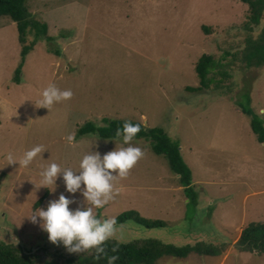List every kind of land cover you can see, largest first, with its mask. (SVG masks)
I'll use <instances>...</instances> for the list:
<instances>
[{
  "label": "rangeland",
  "instance_id": "1",
  "mask_svg": "<svg viewBox=\"0 0 264 264\" xmlns=\"http://www.w3.org/2000/svg\"><path fill=\"white\" fill-rule=\"evenodd\" d=\"M25 7L31 21L25 40L33 48L18 84L16 25L0 17V241L42 259L55 252L81 255L50 243L39 223L27 218L61 194L76 201L70 210L84 206L79 191H65L62 175L55 191L38 189L39 171L53 162L78 171L85 154L98 151L102 157L121 146L117 138L77 136L84 124L103 127L106 118L162 129L179 144L198 196L196 209L188 210L166 158L154 154L148 140L134 139L142 159L126 179L114 182V199L94 212L116 219L135 211L166 226L148 229L129 220L117 224L122 239L112 240L224 246L218 256L192 253L157 264H264V255L235 245L245 226L264 222V146L239 109L249 97L264 126V67L245 68L242 59L246 39H256L264 21L248 24L241 0H28ZM204 54L214 63L209 86L198 90L194 67ZM49 84L70 89L72 98L50 110L36 108ZM72 133L69 145L65 138ZM38 145L46 149L43 159L27 168L6 165L8 153L19 158Z\"/></svg>",
  "mask_w": 264,
  "mask_h": 264
},
{
  "label": "trees",
  "instance_id": "2",
  "mask_svg": "<svg viewBox=\"0 0 264 264\" xmlns=\"http://www.w3.org/2000/svg\"><path fill=\"white\" fill-rule=\"evenodd\" d=\"M28 0H0V17H8L16 25L18 42L21 45V63L15 71L13 82L19 83V75L25 57L32 44L27 45L25 37L30 21L25 4ZM248 7V24L259 26L264 21V0H241ZM46 27H43L45 31ZM251 29V28H250ZM45 35L46 33L43 32ZM50 41V39H47ZM242 59L245 68L264 67V24L256 39L247 38L246 48ZM213 57L202 55L195 64L194 70L198 78L200 89L209 86L208 75L213 67ZM188 91H195L194 88H187ZM250 98L246 97L245 102L239 104L240 111L248 118L249 127L259 144H264V126L262 120L250 107ZM105 126L96 127L92 123H86L77 131V136L82 137L89 134H97L102 139H115V132L127 120L103 119ZM140 132L135 136L137 139H146L150 142L151 149L156 155H163L172 173L177 176L179 187L187 200V209L194 211L198 205V196L192 187V175L188 165L183 161L179 144L173 141L162 129L146 128L140 123ZM47 198V193L38 201L41 204ZM132 220L145 228H164L165 222L159 220H148L141 217L135 211L121 213L117 218V224H123ZM118 244V251L112 253L111 249ZM235 245L250 253L264 255V222H251L245 226L239 235ZM108 255H117L115 264H157L163 258L171 257L176 259L186 258L194 253L205 256H218L224 253V246L217 247L204 242L194 245L174 246L165 244L154 239L136 240L128 243H120L109 240L106 243ZM48 258L42 259L38 254L23 252L20 247L0 241V264H107V258L94 259L92 255L83 253L75 257H66L59 252L48 253Z\"/></svg>",
  "mask_w": 264,
  "mask_h": 264
},
{
  "label": "clouds",
  "instance_id": "3",
  "mask_svg": "<svg viewBox=\"0 0 264 264\" xmlns=\"http://www.w3.org/2000/svg\"><path fill=\"white\" fill-rule=\"evenodd\" d=\"M40 95L35 107L50 110L54 104L70 100L73 92L49 84ZM140 130V125L126 121L115 132L121 146L115 147L102 157L98 151L85 154L79 162L78 171L62 169L55 162L41 167L38 189H48L51 186V191H55L56 180L62 175L65 191L69 194L79 191L84 205L70 210L69 205L76 201L61 194L58 200L48 203L46 210L37 209L32 212L27 219L33 224L39 223L40 228L47 233L50 243L56 245L59 242L70 253H87L96 260L107 258V264H115L119 259L117 255H108L106 243L112 239H122L117 236L121 228L115 218H98L94 209L103 208L114 199L118 194V190L114 191V182L126 179L130 170L142 159L143 150L132 146V141ZM65 139L69 145H73L75 134H69ZM45 152L44 146L38 145L25 151L19 158L8 153L6 165L18 164L21 168H27L37 157L43 159ZM117 251L118 244L111 249L112 253Z\"/></svg>",
  "mask_w": 264,
  "mask_h": 264
},
{
  "label": "crops",
  "instance_id": "4",
  "mask_svg": "<svg viewBox=\"0 0 264 264\" xmlns=\"http://www.w3.org/2000/svg\"><path fill=\"white\" fill-rule=\"evenodd\" d=\"M262 145V144H261ZM263 146H264V144H263ZM241 231V230H240ZM236 243V242H235ZM252 254H255V253H252ZM224 257H226V255H224Z\"/></svg>",
  "mask_w": 264,
  "mask_h": 264
}]
</instances>
